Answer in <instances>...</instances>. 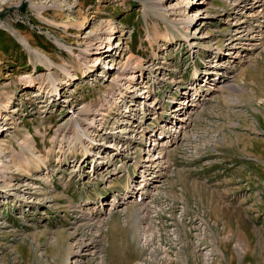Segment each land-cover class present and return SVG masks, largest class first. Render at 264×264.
I'll return each instance as SVG.
<instances>
[{"label":"rangeland","instance_id":"374dc122","mask_svg":"<svg viewBox=\"0 0 264 264\" xmlns=\"http://www.w3.org/2000/svg\"><path fill=\"white\" fill-rule=\"evenodd\" d=\"M258 13L264 14V0H0V264H67L71 245L98 231L77 222L87 200L107 225L96 238L101 254L75 256L78 264H264V28L255 27L264 26V17ZM236 30L247 38L238 59L225 47ZM108 37L116 49L91 54ZM209 60L225 79L205 84L200 74L193 88L194 72ZM33 75L43 91L25 87ZM220 78L224 87L213 90ZM57 83L64 90L47 94ZM128 85L136 109L118 122ZM201 87L208 101L185 106L193 111L186 123L177 121L184 111L169 116L175 102L192 103ZM92 117L94 127L87 124ZM104 122L96 149L85 140L101 134ZM115 128L124 133L111 136ZM172 128L162 167L151 164L140 200L143 161L157 155L151 140L165 139L159 134L169 136ZM80 141L101 157L92 163L90 156L81 169ZM109 143L130 150L115 161ZM103 161L110 167L93 175ZM114 167V175L106 172ZM130 177L136 203L116 207L110 218L107 204Z\"/></svg>","mask_w":264,"mask_h":264},{"label":"bare ground","instance_id":"6f19581e","mask_svg":"<svg viewBox=\"0 0 264 264\" xmlns=\"http://www.w3.org/2000/svg\"><path fill=\"white\" fill-rule=\"evenodd\" d=\"M255 6V5H254ZM253 6H251V8H252ZM259 14V13H258ZM261 14H259L258 16H260ZM262 17H264V14L263 15H261ZM254 27V26H253ZM255 27H257V28H259V29H262V28H264V26H262V25H258V24H256L255 25ZM254 29V28H253ZM247 32H249V30L247 31ZM257 32H259L260 33V30H258ZM250 33H252V31L250 32ZM255 33V32H254ZM246 35L244 34V31L243 30H239V31H235L232 35H230L229 36V38H227V39H225V45H227V46H225V47H227V48H229V52L227 53V56H229V57H231V56H233V58L234 59H238V58H240L241 56H242V54H239V49H241V48H243V45H245L246 43H245V41L244 40H246L247 38L245 37ZM112 37V36H111ZM111 37L109 38V41L107 42V44L104 46V47H99L98 49H97V51H95V52H93V53H91V54H99V55H101V56H103V55H106V54H108V53H111L114 49H116V48H114L113 47V43H114V41L115 40H113L112 42H111ZM248 38H251L252 39V37H248ZM111 42V43H110ZM119 44H121V43H119ZM113 47V48H112ZM211 51V50H210ZM223 50L222 49H218V51L216 52V54H217V56H219V55H222L223 54V52H222ZM233 52V53H232ZM232 58V57H231ZM226 61H228V60H225V62ZM232 62V63H234V60H232V59H229V62ZM209 62V65H206L205 66V69H203V71L202 72H199V71H195L194 72V74H193V77L191 78V80H192V84L191 85H193V88H196V86H199V84L200 83H198V81H202V80H200V74H204V77L206 76L207 78H204L203 80L205 81V84H209L210 83V81H212V83L216 80V76L218 77H222V78H224L225 79V74L224 73H222L221 71H217L216 69L215 70H213L212 68H220V66L219 65H217L216 63H210L211 61L209 60L208 61ZM100 63H101V61H97L96 62V65H97V67L100 65ZM211 68V69H210ZM86 77V76H85ZM127 79L128 80H130V79H132V77H127ZM221 79V78H220ZM218 80V79H217ZM209 82V83H208ZM219 82H224V80H218L217 81V84L216 85H218V87H216V85H215V87L213 88V90H216V91H219V90H221L223 87H224V85L222 84L221 85V83L219 84ZM37 86V90L38 91H43L42 90V86H40V85H37L36 83H35V81H34V75L33 76H30V78H29V80L26 82V85H25V87H27V88H35ZM195 86V87H194ZM204 87L206 86V85H203ZM135 87H137L136 85H135ZM57 88L59 89H61V90H64V87L62 86V85H59L58 83L57 84H53V85H51V87H50V89H49V91L50 92H48L47 94H50V95H55L54 93H53V91H56L57 92ZM133 88V87H132ZM132 88H129V85H128V88H126L125 89V93H123L122 94V97H123V100L125 99V101L123 102V106H121V107H123V108H120V110H121V113H118V115H117V117H118V119H116V120H118V122L120 121V120H122V119H129V116H128V114L130 115V112H132V111H134L136 108H135V105H136V96L134 97V94H135V91L132 89ZM143 88H144V86H143ZM201 91V92H200ZM203 91H206V88L205 89H202V87L201 88H199L196 92H195V94L192 96V103L190 102H186V101H189V98H187L186 100H184V102H175V104H178L179 103V107H175L174 109H172V111L170 112V114H169V116L170 117H174V114H175V112H181V111H184V108H185V106H186V108H187V106L188 107H192V108H198L200 105H201V102L202 101H204V100H206V101H208V97H206V96H203V94H201V93H203ZM128 93L130 94V95H128ZM146 93H148V92H146ZM145 93V94H146ZM203 96V97H202ZM144 97V96H143ZM145 97H148V96H145ZM144 97V98H145ZM138 98V97H137ZM120 102H122V101H120ZM151 108H153V107H151ZM155 108H157V109H160L159 108V106H156ZM186 108H185V110H186ZM101 110L103 109V108H100ZM153 110V109H152ZM173 112H174V114H173ZM185 113H184V115H182L181 117H178L177 118V121H181V122H184V123H186L188 120H189V118H190V116H191V114H193V111L192 110H189L188 112L187 111H184ZM156 113V112H155ZM93 115H101V116H104V115H102V112H99V111H95L94 113H93ZM171 115H173V116H171ZM187 115V116H186ZM4 121H6V120H8V118L6 117V115L4 116ZM97 118L96 117H92L89 121L88 120H85V121H88L87 122V124L89 125V126H91V127H94V125L96 124V122H97V120H96ZM100 120V119H99ZM105 123V122H104ZM128 123V122H127ZM127 123H125V124H127ZM140 123V122H139ZM106 123L103 125V127H99L98 128V131H100V132H102L101 134L100 133H98V134H93V135H91L92 137H89V138H86V140H85V142L87 141V142H89L90 144H92V145H95V147H96V149H99L98 148V146H100V145H103L102 144V142H96L95 140H94V137H98V138H101L102 137V135H104L105 134V128H106ZM133 126H135V125H132V127ZM163 126V125H162ZM162 126H161V128H162ZM183 126H181L180 125V128H182ZM134 128H136V126L134 127ZM116 129V128H115ZM114 129V131H116V132H114V131H112L111 133H109V134H111V136L112 135H114L115 133H124L120 128L119 129H116L115 130ZM159 130H160V127L158 128ZM5 130V129H4ZM6 131V130H5ZM136 131V130H135ZM134 130L132 131V132H135ZM172 131H173V133L171 134V135H165V134H163L162 132L159 134V135H162V137H165V139L163 138L162 140H160V141H158L157 140V138L156 139H153V140H151L152 141V144H153V147H154V149H152V150H154V151H157V155L154 157V159H146V160H144L143 161V164H144V169L142 170V176H141V178H142V180H141V182L139 183V185H138V188L136 189L137 190V192L138 191H141V195L139 196L140 197V200H143V198H145V196H146V186H147V182L149 183V179H148V176L152 173V167L153 166H151V164L153 165V164H155V165H157V167H162V162H163V158H164V156L166 155V149H168V147L169 146H171V144H172V142H173V136L172 135H174L177 131L174 129V128H172ZM148 132H150V131H148L147 130V133ZM153 136H155L156 137V135H153ZM157 137H159L160 138V136H157ZM128 139H129V141H128V143H127V145H130L129 143H132L133 142V139H132V137L130 136V137H127ZM144 138V137H143ZM143 138H140L141 140H139V144H142L143 143V141L144 140H142ZM166 138H168V139H166ZM137 139V138H136ZM148 140H150V138L148 139ZM93 141H95L96 143H94ZM78 143H80L79 145H82V143H81V141L80 142H78ZM113 143V142H112ZM112 143H109L108 145H106L107 146V148L108 149H112L113 150V152L112 153H114V155H115V161L117 160L118 161V159L121 157V156H124V153H126V152H128L129 150H130V147H128L127 145L126 146H123V145H120V146H116V145H114V144H112ZM83 147H85L84 148V151L82 152V158L80 159V161H78L77 163H79L78 164V167H80V169L87 163V162H89L90 160H89V157L91 156V162L93 163H96L97 162V160H99L101 157L98 155L99 154V152L100 151H98V152H96V153H92L91 152V148H94V147H92L91 145H89V147H88V145L86 146V145H82ZM82 146H79V147H82ZM78 147V148H79ZM158 147H160V149L158 148ZM76 147L74 148V152L76 151ZM153 151V152H154ZM148 152H150V151H148ZM1 154V153H0ZM70 154V153H69ZM147 154V153H146ZM150 154V153H149ZM86 156V157H83V156ZM67 156V155H66ZM73 157H74V155H73ZM1 158V157H0ZM253 159L254 160H256L257 161V157L256 156H253ZM1 162V161H0ZM4 163V162H3ZM3 163L0 165L1 167H0V169H3V168H5V165H3ZM165 163V162H164ZM104 164H109V166H108V168L110 167V163H105V161H103V162H100V165L99 166H96V167H94L93 169H92V171L91 172H93V175H95L96 174V176H100V174H101V172H102V170L103 169H100L101 167H103V165ZM137 163H134V165H136ZM102 165V166H101ZM113 165H115V163L113 164ZM44 169H48V167L46 166H44ZM118 168L117 167H114L112 170H106V172H108V173H110V174H112V175H114L113 174V172H115L116 170H117ZM1 172V171H0ZM160 174V173H159ZM117 175H119V176H123V175H121V174H117ZM116 175V176H117ZM159 176V175H158ZM157 176V177H158ZM107 180V184L108 183H111L110 181H108L109 179H106ZM113 180H116V181H121L122 182V180H120V179H113ZM53 181V180H52ZM0 182H2L1 180H0ZM131 183H132V181H131V177H130V179L128 180V182H127V184L126 185H128L126 188H125V191L123 192V193H119V194H116V192H115V195H114V197L112 198V200H111V202H110V204H107V206L109 205L110 206V210H109V212H108V214H109V216H110V218H112L113 216H115L116 214H115V208L116 207H118V206H120V205H122V204H128V203H130V204H132L133 202L134 203H136V200H132V198L130 199V197L132 196H135L136 195V191H133L132 189H131ZM158 186V184H155L154 185V188L155 187H157ZM109 187V186H108ZM112 187H114V185H112L111 186V188ZM139 195V194H138ZM119 199H121V200H123L124 202H119ZM139 199H137V201H138ZM84 203V202H83ZM94 204H96V202L95 201H92V200H87L84 204H81V206H78V207H80V209H83V210H86V211H81V210H78L77 212H82V214H81V216H78L77 217V219H78V221L77 222H80V221H86L87 223L86 224H89L90 223V225L89 226H91L92 227V225H94V224H96V229L98 230V231H96L95 233H96V235L93 237V236H91V235H93L92 234V232L90 231V233H88L87 235H85L84 236V238L83 239H81V241H77L76 243H75V246H72L71 245V247H70V249L68 250V252H67V260H66V262H67V264H78L79 262L77 261V260H74V257L75 256H78V257H80L81 258V260L83 261V258H84V260H85V258L87 257V256H91V257H95L97 254H101V251L99 250V247H98V245H99V243L101 242V241H97L96 240V238L98 239H100V237H101V235L103 234V232H104V229H106V223L105 222H103V220H101L100 219V217H97V216H94V213H93V210L91 209V208H89V206L88 205H94ZM140 211L141 212H148V210H147V208L146 207H144L143 209H140ZM103 212H104V210H103ZM122 212V211H121ZM128 213H129V210H128V208L126 207L125 208V210H124V214L125 215H128ZM115 214V215H114ZM90 217V218H89ZM92 222V223H91ZM94 223V224H93ZM77 236V233H73V239H75V237ZM103 236V235H102ZM133 236H134V234H133ZM59 237H60V235H59ZM58 237V238H59ZM62 238H59V240H61ZM62 241V240H61ZM61 241H59V242H57L58 244H61ZM56 243V244H57ZM129 244V243H128ZM110 245V244H109ZM131 245V244H130ZM129 245V246H130ZM57 246V245H56ZM114 247H115V245H114ZM110 248V246H108V248L107 249H105L104 250V254H105V258H106V256H108V249ZM205 249V248H204ZM233 254H234V251H233ZM81 263V262H80ZM101 264H106L105 262H100Z\"/></svg>","mask_w":264,"mask_h":264}]
</instances>
